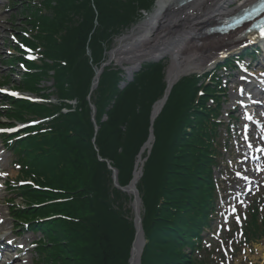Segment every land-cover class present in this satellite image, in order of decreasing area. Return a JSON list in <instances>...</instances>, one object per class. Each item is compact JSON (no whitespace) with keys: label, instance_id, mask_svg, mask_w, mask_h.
Segmentation results:
<instances>
[{"label":"trees","instance_id":"obj_1","mask_svg":"<svg viewBox=\"0 0 264 264\" xmlns=\"http://www.w3.org/2000/svg\"><path fill=\"white\" fill-rule=\"evenodd\" d=\"M21 1L27 28L19 38L37 59L26 61L17 49L8 67L22 62L25 72H17L16 89L49 102L7 97L0 118L7 119L5 125L46 118L7 141L19 181L31 182L8 184L14 195L9 215L41 234L42 264H128L135 236L131 196L114 187L107 163L124 187L139 155L146 158L136 183L146 242L140 264H208L196 253L216 200V120L225 99L218 71L231 66L230 59L210 73L181 78L151 124L152 106L166 88L163 61L143 64L123 88V70L110 64L92 91L91 86L94 68L105 62L115 38L155 0ZM43 82L52 85L41 87ZM150 128L152 148L140 154ZM18 198L23 206L13 204ZM257 214L253 208L244 242L264 233V217Z\"/></svg>","mask_w":264,"mask_h":264},{"label":"rangeland","instance_id":"obj_2","mask_svg":"<svg viewBox=\"0 0 264 264\" xmlns=\"http://www.w3.org/2000/svg\"><path fill=\"white\" fill-rule=\"evenodd\" d=\"M22 3L21 0H0V83L9 76L8 83L0 84V91L8 94L10 92V95H3L0 92V114H3L4 109L9 106L5 99L7 97L32 100L34 103L49 102L43 97L16 89L19 81V76L16 74L22 67L18 61L12 63L14 68L8 67L7 60L10 57L15 58L20 53L17 51L22 45L19 37L27 28ZM31 3L37 4L36 1ZM235 5L236 3H233L229 8L232 9ZM154 9L155 6L145 17L141 16L129 28L122 30L112 46L115 47L121 36L134 31L144 19L149 18ZM236 51L238 50L220 56L206 71L228 59L229 55ZM31 55V59L36 61L37 58L32 51ZM162 61L165 65L163 71L165 81L169 64L167 55ZM247 63V60L242 61V65ZM232 69L233 67L218 73L222 87L225 89V100L222 103L220 116L216 120L220 124L218 137L215 140L219 156L217 165L213 169V180L217 188L216 201L210 214L209 226L201 233V248L197 251L196 257L206 259L208 264H264V233L247 242H244L243 234L244 225L250 218L253 208L256 209L259 219L264 217V68H260L255 62L246 73H239L237 77H232L235 73ZM12 72L14 74L11 75ZM227 76L229 80L226 79ZM51 85V82L41 83V87L45 88H50ZM11 93H16L15 97L21 99L13 97ZM50 101L55 102L53 96H50ZM210 104L211 102H207V105ZM246 116L251 119H246ZM45 120L46 118H42L33 122L36 125ZM1 124H7V119L1 117L0 126H3ZM14 160V156L4 150L0 142V170L6 173L0 175V235L6 237H10L14 224L9 216L8 201L13 195L6 192L4 182L17 183L20 180L19 168L13 164ZM13 203L18 206L24 205L19 198ZM41 237L40 233H28L17 239L19 244L27 245L30 244L29 242L32 244L38 242ZM34 248L30 245L29 250L20 255L21 260H17L14 264H42L39 260V252ZM184 251L187 252L188 249ZM14 255L16 253L8 252V259Z\"/></svg>","mask_w":264,"mask_h":264},{"label":"bare ground","instance_id":"obj_3","mask_svg":"<svg viewBox=\"0 0 264 264\" xmlns=\"http://www.w3.org/2000/svg\"><path fill=\"white\" fill-rule=\"evenodd\" d=\"M251 1L253 0H237V2L236 0H194L177 7L173 5L174 0H157L149 18L144 19L134 30L132 37L122 43L130 42L133 38L137 39L151 32L152 43L156 45V48L169 46V50L161 51H167L169 64L166 73L168 84H171L174 80L204 73L220 56L255 40L252 36L238 42L236 41L238 32L226 36L203 33L205 29ZM233 3L236 5L230 9ZM156 31L162 32L156 34ZM142 39L140 43L150 41L146 40L147 38ZM142 49V46L138 48L137 55L143 54ZM141 57L140 55L139 58ZM145 150L147 151L144 149L143 152ZM139 157L142 160L140 155ZM139 167L140 163L137 162L135 175Z\"/></svg>","mask_w":264,"mask_h":264},{"label":"water","instance_id":"obj_4","mask_svg":"<svg viewBox=\"0 0 264 264\" xmlns=\"http://www.w3.org/2000/svg\"><path fill=\"white\" fill-rule=\"evenodd\" d=\"M181 0H175L174 1V6L175 5H180L183 2H180ZM156 5V4H155ZM138 28V26L135 27V29ZM162 31H156L157 33H160ZM134 31H129L127 34L121 36L118 40V43L116 44L115 47L109 50L107 53L108 58L105 62H103L98 68H94V78L91 86V91L94 90L97 86L99 77L103 71V69L110 64L116 65L120 67L126 77V82H122L120 87L123 88L127 85V83L131 82L133 80V77L135 74L139 73L142 65L146 63H159L162 61L165 56L167 55V51H161L162 49H167L169 50V46H163L161 48H156V45L154 46L152 43V35L151 32H148L146 35H141V37H137V39H131L130 42L127 43H122L123 41H126L127 39L131 38L133 35ZM147 36V37H145ZM142 38H147L146 40H150L149 43L147 41H144L143 43H140ZM146 43V44H145ZM142 46V50L144 51L143 54L140 53L142 56L141 58L140 55H137L138 53V48ZM165 49V50H166ZM125 65V66H124ZM180 79L174 80L171 84H168L167 81V75L165 77V82H166V88L164 91L163 97L158 100L153 106H152V111L150 115V123L152 124L154 119L158 116L160 113L162 107L164 106L166 99L170 93L171 88L173 85H175ZM91 112H92V121L94 122V115H95V108L93 105H90ZM95 131H97V127L95 125ZM154 141V137L152 134V128H150V133L147 141L143 145L140 153L143 152L144 149H147V154L150 153V150L152 148V143ZM146 161V158L140 159L137 161L140 163V167L138 169L137 174L135 175V172L133 173V178L129 182L127 186L120 187L118 185L117 181V171L112 168L109 163H107L108 169L112 173V183L115 188L119 189L120 191L127 193L132 197L131 200V209L133 213V225L135 229V236L131 244L130 248V255L128 259V264H134L136 261V264H140V257L142 255L143 248L145 246V239H144V233L142 230V225H141V200L138 195V191L136 189V183L140 176L142 175V167L144 162Z\"/></svg>","mask_w":264,"mask_h":264},{"label":"snow or ice","instance_id":"obj_5","mask_svg":"<svg viewBox=\"0 0 264 264\" xmlns=\"http://www.w3.org/2000/svg\"><path fill=\"white\" fill-rule=\"evenodd\" d=\"M11 95L15 96L17 94L16 93H11ZM246 119H251V117H247L246 116ZM0 131H4V129H0ZM8 131H10V130H8ZM0 175H6V173H0ZM237 175H239V173Z\"/></svg>","mask_w":264,"mask_h":264}]
</instances>
